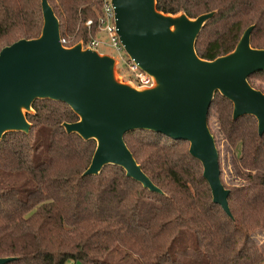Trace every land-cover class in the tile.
I'll return each mask as SVG.
<instances>
[{"label": "trees", "instance_id": "1", "mask_svg": "<svg viewBox=\"0 0 264 264\" xmlns=\"http://www.w3.org/2000/svg\"><path fill=\"white\" fill-rule=\"evenodd\" d=\"M40 3L0 0V50L39 37ZM48 3L64 47L96 35L101 0ZM156 6L189 19L215 12L195 43L203 60L226 56L250 26L251 48L264 49V0H156ZM248 83L264 93V72ZM212 101L208 127L230 217L213 204L187 142L150 131L125 135L128 150L162 194L119 167L84 178L95 142L65 133L62 124L78 120L68 105L34 101L33 114H26L30 132L6 133L0 141V258L15 259L7 264H126L125 257L133 264H264V242L256 238L264 234V134L252 116L234 121L232 103L218 93Z\"/></svg>", "mask_w": 264, "mask_h": 264}, {"label": "water", "instance_id": "2", "mask_svg": "<svg viewBox=\"0 0 264 264\" xmlns=\"http://www.w3.org/2000/svg\"><path fill=\"white\" fill-rule=\"evenodd\" d=\"M116 33L125 55L150 74L152 86L124 84L116 59L83 48L64 47L60 25L48 0H41L42 30L0 50V141L6 133L28 134L36 100L68 105L78 120L64 123L65 133L95 142L82 177L98 176L106 166L149 192L162 194L143 173L124 138L132 131L153 132L185 141L203 167L212 202L229 217L228 190L220 179L219 153L208 127V111L218 93L232 103V119L252 116L264 134V93L248 79L264 72V49L251 48L254 26L246 28L226 56L206 61L195 52L200 31L215 12L189 19L158 12L156 0H112ZM0 258V264L14 261Z\"/></svg>", "mask_w": 264, "mask_h": 264}, {"label": "built area", "instance_id": "3", "mask_svg": "<svg viewBox=\"0 0 264 264\" xmlns=\"http://www.w3.org/2000/svg\"><path fill=\"white\" fill-rule=\"evenodd\" d=\"M100 8L98 24L108 42L107 44H103L99 40L90 38L87 44L83 43V48H88L96 52L99 50L100 46H106L112 49V51L118 55H113L117 61V65L121 63L122 67L131 75L129 83L139 88L152 86L153 81L150 74L141 71L134 61L124 53L122 43L116 33L115 9L112 5V0H101ZM85 24L86 26H91V22H86Z\"/></svg>", "mask_w": 264, "mask_h": 264}, {"label": "rangeland", "instance_id": "4", "mask_svg": "<svg viewBox=\"0 0 264 264\" xmlns=\"http://www.w3.org/2000/svg\"><path fill=\"white\" fill-rule=\"evenodd\" d=\"M91 38L93 39H96V40H99L100 42H102L103 44H107V40H106V36L103 34V32L101 31V29L99 28L96 35L94 37L91 36ZM80 43V42H79ZM99 53V55H106V56H110L113 58V55H117L115 52L112 51V49L106 47V46H100L99 47V50L97 51ZM118 56V55H117ZM115 68L117 69V72H118V76L120 78V80L122 81V83L124 84H129L130 80H131V75L128 74V72L122 67L121 63H119L118 65L116 64ZM210 128L212 129L213 128V125L210 126ZM221 148V146H220ZM224 158H223V155H222V165H224V162H223ZM224 181H225V184L226 185H229L230 184V181H228V177H224ZM257 240L261 241V242H264V234H258L256 236ZM190 245V244H188ZM124 253V252H123ZM122 254L120 253L119 256H121ZM125 259L127 260V263L126 264H133V258L131 257H125ZM116 261L117 263L119 262L118 259L114 260ZM123 262V261H121Z\"/></svg>", "mask_w": 264, "mask_h": 264}]
</instances>
